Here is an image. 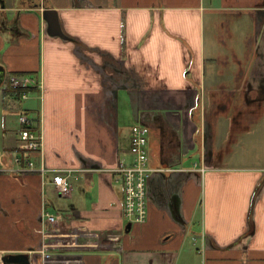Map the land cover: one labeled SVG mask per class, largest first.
<instances>
[{
  "label": "crops",
  "instance_id": "obj_1",
  "mask_svg": "<svg viewBox=\"0 0 264 264\" xmlns=\"http://www.w3.org/2000/svg\"><path fill=\"white\" fill-rule=\"evenodd\" d=\"M43 1L70 39L48 34ZM0 65L2 101L42 131L36 165L83 169L62 196L51 174L0 160V264L46 250L52 264H264V0H0ZM24 73L41 87L15 101L8 79ZM120 90L155 169L147 220L127 229ZM7 134L2 152L19 144Z\"/></svg>",
  "mask_w": 264,
  "mask_h": 264
},
{
  "label": "built area",
  "instance_id": "obj_2",
  "mask_svg": "<svg viewBox=\"0 0 264 264\" xmlns=\"http://www.w3.org/2000/svg\"><path fill=\"white\" fill-rule=\"evenodd\" d=\"M7 89L16 99L26 100L35 89L41 87L40 79L33 74H12L9 77ZM19 129L17 131L19 144L14 149L13 158L6 152L0 154L4 163L2 170L13 174H23L28 171H38L42 174H51V183L62 196H69L74 190L72 178H78L80 170L73 168H50L44 160L39 166L32 159L34 153H39L44 144L42 131L38 121L28 112L18 114ZM149 134L150 127L144 123L134 124L130 134V152L132 159L129 163L120 162L116 171L121 174L123 185V210L130 222H145L148 217V182L155 171L149 163ZM198 164L196 163L195 166ZM201 166V171L204 172ZM43 218L46 224L55 225L62 215L45 210ZM47 247V246H46ZM58 248V244H54ZM44 264H52L48 258L47 250L44 251ZM57 264V262L55 263ZM63 264H80V261H67Z\"/></svg>",
  "mask_w": 264,
  "mask_h": 264
},
{
  "label": "rangeland",
  "instance_id": "obj_3",
  "mask_svg": "<svg viewBox=\"0 0 264 264\" xmlns=\"http://www.w3.org/2000/svg\"><path fill=\"white\" fill-rule=\"evenodd\" d=\"M2 97L3 93H1L0 89V154L3 153L2 148L7 145L5 140V132L8 133L6 136L8 141L16 136V131L19 129L17 121L18 114L22 109L19 104H15L13 101L6 107L2 101ZM13 100L20 101L19 99H16L15 96H13ZM117 104V112L120 121L119 128L120 130L127 132L135 124L131 100L127 91H119ZM6 153L10 155V158H13L14 150L8 151ZM123 221V225L121 226V228L123 227L122 229L125 228V225L128 223V219H123Z\"/></svg>",
  "mask_w": 264,
  "mask_h": 264
},
{
  "label": "water",
  "instance_id": "obj_4",
  "mask_svg": "<svg viewBox=\"0 0 264 264\" xmlns=\"http://www.w3.org/2000/svg\"><path fill=\"white\" fill-rule=\"evenodd\" d=\"M3 2V1H2ZM3 7L5 3L3 2ZM38 6H42V16L47 22V32L52 36H60L64 39H70V37L63 31L60 23L58 10L51 8L45 4V1L41 2ZM5 69L0 65V86L5 78ZM131 226V222L126 226V229ZM3 264H30V255L28 253H6L1 257Z\"/></svg>",
  "mask_w": 264,
  "mask_h": 264
},
{
  "label": "trees",
  "instance_id": "obj_5",
  "mask_svg": "<svg viewBox=\"0 0 264 264\" xmlns=\"http://www.w3.org/2000/svg\"><path fill=\"white\" fill-rule=\"evenodd\" d=\"M37 3H39V1H37ZM199 110H200V103H198V105L194 108V114L197 116L199 114ZM200 134V130L198 131V136Z\"/></svg>",
  "mask_w": 264,
  "mask_h": 264
}]
</instances>
